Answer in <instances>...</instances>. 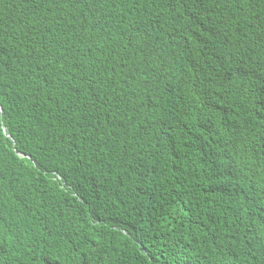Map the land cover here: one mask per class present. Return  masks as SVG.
I'll return each mask as SVG.
<instances>
[{"label": "trees", "instance_id": "trees-1", "mask_svg": "<svg viewBox=\"0 0 264 264\" xmlns=\"http://www.w3.org/2000/svg\"><path fill=\"white\" fill-rule=\"evenodd\" d=\"M0 264H264V0H0Z\"/></svg>", "mask_w": 264, "mask_h": 264}, {"label": "snow or ice", "instance_id": "snow-or-ice-1", "mask_svg": "<svg viewBox=\"0 0 264 264\" xmlns=\"http://www.w3.org/2000/svg\"><path fill=\"white\" fill-rule=\"evenodd\" d=\"M192 24L193 25H195L196 24V20H193L192 21ZM201 34H203V33H201ZM178 39H183V34H181V36H179V37H177Z\"/></svg>", "mask_w": 264, "mask_h": 264}]
</instances>
